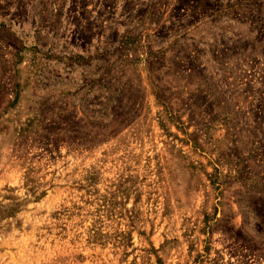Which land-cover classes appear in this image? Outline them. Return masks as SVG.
<instances>
[{
	"label": "rangeland",
	"instance_id": "374dc122",
	"mask_svg": "<svg viewBox=\"0 0 264 264\" xmlns=\"http://www.w3.org/2000/svg\"><path fill=\"white\" fill-rule=\"evenodd\" d=\"M0 264H264V0H0Z\"/></svg>",
	"mask_w": 264,
	"mask_h": 264
}]
</instances>
